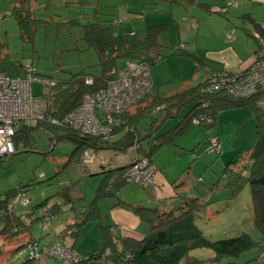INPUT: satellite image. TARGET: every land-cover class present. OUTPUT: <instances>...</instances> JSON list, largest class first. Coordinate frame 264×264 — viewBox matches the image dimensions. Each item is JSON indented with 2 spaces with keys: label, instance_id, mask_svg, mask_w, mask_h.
Returning <instances> with one entry per match:
<instances>
[{
  "label": "rangeland",
  "instance_id": "1",
  "mask_svg": "<svg viewBox=\"0 0 264 264\" xmlns=\"http://www.w3.org/2000/svg\"><path fill=\"white\" fill-rule=\"evenodd\" d=\"M198 3L208 5L205 7L206 11L202 10ZM192 4L189 0H34L32 17L37 23L33 25L34 33L31 37L28 39L26 35L27 39L24 40L19 25L12 16L17 0H0V43L5 47L1 55L7 56L19 71L23 68L25 70L27 66H34L40 79L56 80L62 85L75 75L100 74L99 56L84 40V29L88 24L98 23L102 27L111 28L116 35L135 32L142 37L146 35L148 27L167 25L168 30L160 37L159 46L152 51V56L159 60L150 68L156 91L160 96H170L202 82L203 72L187 54L195 53L199 56L204 52L207 55L210 51L217 53L214 54L216 57L227 59L232 69L242 70L241 68L250 66L254 53L249 55L246 47L237 46L234 51V44L226 48L210 41L208 36L202 33V28L198 29V20L203 25L216 18L215 15L224 14L237 27L236 30L242 32L243 27L249 24L243 23L240 16L255 10L256 15L263 19L264 0H194L195 5ZM125 66L126 61L119 62L120 71L124 70ZM59 88L48 87L36 80L33 95H52ZM153 92L156 94L155 90ZM242 108H248L249 114L246 117L241 116L240 123L221 127L226 146L220 154L215 149L212 150L210 144V138L217 133V128L205 129L194 125L180 137L178 147L164 148L155 160L169 162L174 170L191 159L192 164L187 168L190 167L189 171H197V175L190 174L192 191L186 189V196L194 194V184L205 185L210 182L208 188L200 189L199 195L210 204L196 222L209 240L217 241L249 234L258 243L255 248L240 257L225 258L221 264H264V257L261 256L264 253V239L254 227L250 186L244 185L240 193L233 196L226 187V181L219 179L229 163L246 160L258 142L256 118L251 115L250 107ZM186 111L187 109L182 110L179 117L169 122L174 121L173 126H176L177 119L185 115ZM150 124L149 118L143 119L138 124L139 132L145 133ZM58 134L62 133L43 128L23 136L22 139L15 138L16 153L0 159V198H6L12 191L21 189L25 199L30 200L28 205H22L16 202L15 198L11 199L15 215L25 216L45 201L48 202V207L62 204L63 210L52 221L36 222L31 228V233L21 235L18 241L5 243L0 238V245H4L1 247L0 264H26L31 258L28 255L19 256L16 250L30 238L41 244L40 249L44 253L51 242L61 240L65 246L74 245L73 251L77 256L86 258L89 252L98 248L102 242L100 226H109V220H113L107 203H115L118 199L107 198L100 204L103 212L101 221L89 222L75 243L69 234L59 238L69 224L78 221L79 211L96 196L104 176H93L92 168L99 166L101 170V161L110 163V167L126 165L132 160L134 152L90 150L84 154L82 163L67 164L75 145L67 139L55 140ZM219 139L221 141V138ZM222 143L224 142L221 141ZM196 145L197 150L192 152ZM211 175L215 176L213 180ZM187 176L185 173L184 178ZM138 193L145 200L148 198L146 188L131 181L120 189L118 196L125 202L135 204L141 200ZM70 199L74 202L69 201ZM143 204L146 207H156L154 200H146ZM73 206L75 211L72 210ZM3 228L4 221L0 212V231ZM191 256L205 261L203 264H209L207 261L214 257V253L211 249L202 248L193 251ZM30 264L68 263L42 254L39 260H33Z\"/></svg>",
  "mask_w": 264,
  "mask_h": 264
},
{
  "label": "trees",
  "instance_id": "2",
  "mask_svg": "<svg viewBox=\"0 0 264 264\" xmlns=\"http://www.w3.org/2000/svg\"><path fill=\"white\" fill-rule=\"evenodd\" d=\"M33 3L34 0H17V5L12 11V16L16 19L24 40L27 39L26 35L28 39L31 37L34 33L33 25L37 23L32 17ZM202 6L205 8L208 5ZM255 28L258 32L264 33V28L261 25H255ZM163 29L164 27L150 28L147 37L142 38L137 34L116 36L111 28L102 27L98 23L85 26L84 40L99 56L100 74L98 76L75 75L59 85L60 88L54 94L45 96L44 98L47 99L49 105V115L57 119L64 118L81 105L85 95L97 93L106 88L109 82L118 79L127 68L126 65L125 70L121 72L119 70L120 61H126L127 64L130 62L144 63L151 68L152 64L159 60L153 58L151 53L159 46L158 36ZM4 49L5 47L0 43V73L9 76L21 75L24 68L19 71L14 64H11L7 56H2ZM183 54H185L184 51ZM87 77L94 79L92 85L87 83ZM154 90L155 85L152 91L145 98L135 103L130 110L115 115L119 125L115 127L114 139L111 141H105L96 136L80 137L71 129L54 127L46 123H39L32 127L20 124L15 138L22 139L23 136L43 128L52 129L53 132L58 131L62 134L55 136V140L67 139L75 145L67 164L82 163L84 154L90 150L95 152L102 150L127 152L136 144H138L135 152L136 157L147 158L153 163V156L161 148L174 145L179 137L196 125L193 123L195 119L200 120L198 125L205 129L217 128V117L221 112L250 107L251 115L257 121V145L246 160L229 163L219 179L226 181V187L233 193V196L238 195L244 185L250 186L254 227L264 239V110L256 105L259 95L242 99L233 97L226 91L203 92L201 83L167 97L160 96L156 92L154 94ZM157 108L159 109L157 110ZM185 108L188 109V112L176 128L155 138L152 146L144 147V142L155 135L162 121L175 117ZM145 118L150 119L151 126L148 129V134L141 136L137 126ZM119 134L121 137L117 140L116 136ZM213 137L210 138V144ZM217 152L218 154L222 152V144L220 151ZM131 164L132 162L124 167L109 169L102 173L104 179L97 189L94 200L79 211V220L69 225L61 237L69 234L76 241L86 224L101 220V202L107 198L118 197L120 189L124 184L130 182L124 177V174ZM216 184L218 185V182ZM21 194L24 195V191L18 189L8 194L6 198H0V212L4 221L0 238L5 243L13 242L21 235L30 234L31 228L36 222L46 220L45 211L47 209L53 219L61 214L56 211L61 207L59 204L48 207V202L45 201L33 208L29 214L17 216L12 211L11 199L15 198L16 202L22 204L21 200L18 199ZM69 201L74 202L71 199ZM209 204V202L194 197L184 198L179 206L169 211H162L156 207L129 206L148 228L147 234L142 240L128 237L117 238L111 228L102 226V242L98 248L90 252L86 258L78 256L81 259L78 263L62 260L68 264H203L205 261L193 258L191 254L197 249L208 248L213 251L214 257L207 262L209 264H221L225 258H238L258 245L249 234L217 241L209 240L196 223ZM119 205L126 206L123 203ZM72 210L75 211L74 206ZM39 212H41V216L34 219L33 216ZM58 241L65 246L61 240ZM37 243L39 244L40 257L34 259L28 254L31 259L26 264H30L33 260H39L42 254L52 258L48 254V249L44 253L40 249L41 244L32 239L22 243L16 252H19V256H23L20 255L22 250L26 249L29 244ZM3 246L0 245V256ZM68 248L73 251L72 247Z\"/></svg>",
  "mask_w": 264,
  "mask_h": 264
},
{
  "label": "built area",
  "instance_id": "3",
  "mask_svg": "<svg viewBox=\"0 0 264 264\" xmlns=\"http://www.w3.org/2000/svg\"><path fill=\"white\" fill-rule=\"evenodd\" d=\"M234 33L233 30L229 34L230 41L234 39ZM254 36L258 41V47L253 54L250 67L238 73H217L206 68L201 82L203 92L226 91L229 95L242 99L259 95L256 105L264 110V34L257 32ZM36 80L51 88L59 86L56 80L40 79L34 66H27L24 76L0 73V159L16 153L14 139L20 124L37 126L39 123H46L54 127L71 129L80 137L96 136L111 141L114 139L115 127L119 125L115 115L130 110L135 103L145 98L154 86L150 67L144 63L130 62L118 79L109 82L106 88L97 93L85 95L77 109L64 118L57 119L49 115V105L45 98L34 97L33 85ZM93 82L92 77H87L89 85ZM193 123L198 125L200 120L195 119ZM137 148L138 144L132 149L136 152ZM211 148L220 151L221 143L217 137L211 139ZM156 172V165L149 159L135 155L124 177L142 187H149L154 182ZM18 199L23 205L30 202L22 194ZM45 213L46 220L51 221L53 216L49 210L47 209ZM38 248V243L29 244L20 255L29 254L31 258L37 259L40 257ZM47 249L52 258L74 263L81 260L60 241L50 244ZM261 256L264 257V253Z\"/></svg>",
  "mask_w": 264,
  "mask_h": 264
},
{
  "label": "crops",
  "instance_id": "4",
  "mask_svg": "<svg viewBox=\"0 0 264 264\" xmlns=\"http://www.w3.org/2000/svg\"><path fill=\"white\" fill-rule=\"evenodd\" d=\"M189 1H190V3L191 2L193 3L192 5H195L194 0H189ZM198 5L202 10L206 11V9L202 6L204 4L198 3ZM215 16H216V18L214 17V18L210 19V21H208L207 24H203V25H202V22L198 20V23H199L198 29L201 30V28H202V30H203L202 33L204 32V34L208 36L210 41L216 42V43H218V45L222 44L226 48H228V47L230 48V45L234 44L235 45L234 51H236L237 46L238 47H246L247 51L249 52V55H252L256 51V49L258 47V41L255 38L254 34L257 33L258 31L256 30L255 25H261V27L264 28V18L263 19L259 18V16L256 15L255 10H253L251 12H247V13L245 12L244 14H242L240 16V19L243 21V23L249 24V25L246 24V26L243 27L242 32L239 30H236L237 27H235L232 24V21L229 18H227L224 14L215 15ZM233 17L235 19L237 18L236 15H233ZM153 27H164L163 31L158 36V41L160 42V37L163 35V33L165 31L168 30L167 25L148 27L147 31H146V35L143 37L140 36L138 33H135V32H133L129 35L137 34L140 37L145 38L148 35V30L150 28H153ZM231 30L232 31L235 30V33H234V39L230 41L229 34H230ZM262 34H264V33H262ZM122 35H126V34H122ZM122 35H116V36H122ZM185 45H186V47L188 46L186 43H185ZM229 50H231V49H229ZM206 51H208V49ZM211 51H214V50H211ZM208 52L209 53L207 55L204 54V52H203V54L199 55V56H197L195 53L187 54L189 57L194 59L193 62L195 63V65L196 64L198 65V66L196 65V67L199 68L203 72V75L205 73L206 68H208L209 70L213 69L212 71L217 72V73H221V72L237 73V72H240L242 70L245 71L250 67V66H248V67L245 66L244 67L245 69L241 68L242 70L232 69L231 66L229 65V62H227V59H221L220 57H216L214 54H217V53H211L210 51H208ZM152 53H151V55H153ZM153 58H156V57H153ZM126 65H127V62H126ZM125 68H126V66H125ZM125 68H124V70H125ZM214 69H216L217 71H214ZM124 70H122L121 72H123ZM232 70H237V71H232ZM23 73L19 76H24ZM153 81H154V85H155V92L158 94V92L156 91L157 88H156L155 80L153 79ZM44 97L45 96H43V98ZM164 97H167V96H164ZM185 109H187V108H185ZM182 110H184V109H182ZM181 111L179 113H177L175 117L162 121V123H160L155 135L152 138H149L147 141L144 142V144H143L144 147L152 146V143H153L155 138L160 137L163 134H165V133L173 130L174 128H176L179 125V123L183 120L185 115L187 114L188 109H187L185 115H183L181 117L182 119L181 118L177 119L178 124L176 126H173L175 123L174 121H173V123L169 122V121H172V119H174V118L176 119V117H179L181 114ZM248 114H249L248 108H238V109L223 111L218 115V117H217V120H218L217 130L218 131L213 136L221 138V141L224 142V143H222V150L226 146V143H225L226 138L224 136L223 130L221 129L222 125H226V124L236 125V124L240 123V121H241L240 117L241 116L246 117ZM249 116L251 117V115H249ZM168 124H171V125H169L166 128V126ZM150 126H151V124H150ZM150 126L145 130V133L139 132L138 126H137V130L141 134V136L142 135L146 136L148 134V129L150 128ZM28 127H32V126H28ZM164 128H166V129L164 130ZM120 137H121V135L119 134L116 136V139L118 140ZM179 139H180V137L177 139V141L175 142L174 145H168V146H164L163 148H161L152 158L153 163L158 168V172L155 176L154 184L150 187H146V190H147L146 196L148 197V198H146V200H154L156 203V208H159L162 211H169V210L173 209L174 207L179 206L184 198L198 197V198L202 199L201 197H199V195H201L200 191L202 189L208 188L207 186L210 185V182H207L205 185H200L199 183L194 184V186H195V190H193L194 194H190L192 196H186V194H185L186 189L189 192L192 191V189H191L192 183L189 180L190 174L193 173V175H197V171L196 172H194L195 170L189 171L190 167L187 168V166L192 164L190 162L191 159L189 158L187 162L183 163L182 165H178L176 167V169H174V170L171 169L172 164H170L167 161H162V160L158 159V161L156 162L155 157L158 155V153L167 147H169V148L178 147V140ZM197 148L198 147L196 145L193 147V149L191 151L195 152L197 150ZM130 150H132V152H134V155H133L132 160L130 162H128L126 165L130 164L135 159V155H136L135 151L132 148H130ZM121 153H126V152H121ZM100 165H103L101 170L99 169V166L92 168L91 173L93 174V176H100V175L104 176L102 173H104L105 171H107L109 169L126 166V165H123V166H117V167H110V163H108L106 161H101ZM98 169H99V171H98ZM185 173L188 175L186 178H184ZM216 175H218V173H216ZM210 177H211V180H213L215 178L214 175H211ZM118 195H119V193H118ZM138 195L141 197V200L135 204H130L128 202H125V200L120 199L119 196L113 197V199H118V201H116L115 203H110V202L107 203L109 210L111 211L110 215L113 218V220L110 219L108 224H107L109 226H106V227L111 228V231L113 232V234L117 238L128 237V238H134L137 240H139V239L142 240L147 234V231H148L147 226L140 221V219L137 217V215L132 210V208L129 207V206L146 207V205L143 204V202L146 201L145 198H143L139 193H138ZM206 202H208V201H206ZM120 203H123L126 206L119 205ZM60 206H61L60 209L59 208L56 209V211L58 213L63 212L62 204ZM149 206H151L149 208H155V207H152V205H149ZM100 211H101V219H102V213L103 212H102L101 207H100ZM40 213L41 212L38 213L39 214L38 217L41 216ZM78 215H79V213H78ZM105 215H108V214H105ZM105 215H104V218H105ZM35 216L36 215H34V218H35ZM78 220H79V217H78ZM69 225H71V224H69ZM102 226L103 225H101L100 227H102ZM83 228H82V230H83ZM62 236H63V234H62ZM60 237H61V235H60ZM30 239H32V238H30ZM76 241L74 240V243ZM51 243H53V242H51ZM71 247L73 249L74 245Z\"/></svg>",
  "mask_w": 264,
  "mask_h": 264
}]
</instances>
